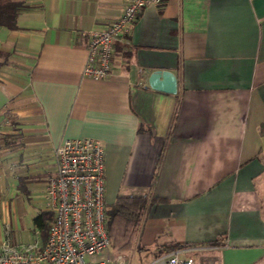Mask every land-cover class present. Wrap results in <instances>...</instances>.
Returning a JSON list of instances; mask_svg holds the SVG:
<instances>
[{"label":"crops","instance_id":"crops-1","mask_svg":"<svg viewBox=\"0 0 264 264\" xmlns=\"http://www.w3.org/2000/svg\"><path fill=\"white\" fill-rule=\"evenodd\" d=\"M21 3L16 30L0 27V244L28 245L11 238L24 203L40 238L54 149L90 139L103 148L106 207L164 200L149 208L135 258L176 245L198 264H264V0L149 5L100 81L81 77L87 33L125 0ZM155 70L174 77V94L148 87ZM109 255L126 260L109 248L95 259Z\"/></svg>","mask_w":264,"mask_h":264},{"label":"built area","instance_id":"built-area-1","mask_svg":"<svg viewBox=\"0 0 264 264\" xmlns=\"http://www.w3.org/2000/svg\"><path fill=\"white\" fill-rule=\"evenodd\" d=\"M159 2L125 0L118 18L101 31L87 33L81 77L104 80L110 73L113 43L124 41L139 13ZM53 162L54 174L48 180L44 195L51 218L44 242L12 245L5 236L0 244V264H104L95 259L109 248L105 229L103 148L90 139L63 140L53 151ZM190 252L177 249L147 264H198ZM110 260L124 263L119 256Z\"/></svg>","mask_w":264,"mask_h":264},{"label":"trees","instance_id":"trees-1","mask_svg":"<svg viewBox=\"0 0 264 264\" xmlns=\"http://www.w3.org/2000/svg\"><path fill=\"white\" fill-rule=\"evenodd\" d=\"M21 0H0V27L7 30H16V18L21 9ZM1 65V64H0ZM164 201L157 197H127L117 196L114 202L106 207L105 229L109 240V249L113 254H127L136 245L142 223L149 208ZM50 215L47 214V221ZM46 224L40 227V238L46 237ZM218 241L208 243V246L218 245ZM183 246H166L158 252L155 258L173 252Z\"/></svg>","mask_w":264,"mask_h":264},{"label":"rangeland","instance_id":"rangeland-1","mask_svg":"<svg viewBox=\"0 0 264 264\" xmlns=\"http://www.w3.org/2000/svg\"><path fill=\"white\" fill-rule=\"evenodd\" d=\"M38 221L41 225H48L50 219L47 221L46 213H39ZM35 209L32 203H24L21 208L15 207L14 218L12 222L15 225V228L11 232L12 241L15 244H30L33 241H39L40 238L34 234L36 222H35ZM111 255H109V258ZM125 264H144L146 259L135 258L134 252H130L125 255ZM106 264H117L110 261Z\"/></svg>","mask_w":264,"mask_h":264},{"label":"water","instance_id":"water-1","mask_svg":"<svg viewBox=\"0 0 264 264\" xmlns=\"http://www.w3.org/2000/svg\"><path fill=\"white\" fill-rule=\"evenodd\" d=\"M147 83L152 90L167 94L175 93V79L169 72L155 70L149 74Z\"/></svg>","mask_w":264,"mask_h":264}]
</instances>
